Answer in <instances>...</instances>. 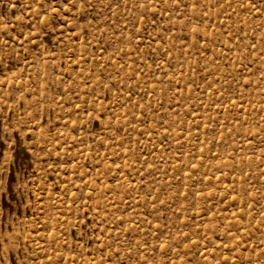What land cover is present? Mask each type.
Wrapping results in <instances>:
<instances>
[{"label": "rangeland", "instance_id": "374dc122", "mask_svg": "<svg viewBox=\"0 0 264 264\" xmlns=\"http://www.w3.org/2000/svg\"><path fill=\"white\" fill-rule=\"evenodd\" d=\"M0 264H264V0H0Z\"/></svg>", "mask_w": 264, "mask_h": 264}]
</instances>
